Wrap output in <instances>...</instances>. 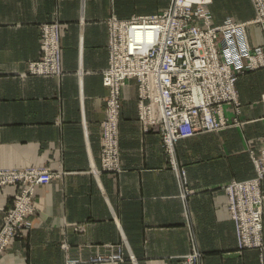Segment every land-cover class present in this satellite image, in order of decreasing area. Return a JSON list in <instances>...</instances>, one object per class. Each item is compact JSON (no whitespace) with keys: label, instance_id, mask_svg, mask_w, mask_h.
Instances as JSON below:
<instances>
[{"label":"crops","instance_id":"crops-1","mask_svg":"<svg viewBox=\"0 0 264 264\" xmlns=\"http://www.w3.org/2000/svg\"><path fill=\"white\" fill-rule=\"evenodd\" d=\"M172 0H0V169L46 167L62 173L35 190L37 213L26 237L13 240L0 264H94L122 250L124 261L95 264H183L196 237L204 264H264V251H238L225 186L255 177L251 147L264 136V70L240 77L245 124L176 144L187 173L193 221L187 224L180 185L162 137L138 122V87L122 90L121 174L101 169L108 89L111 16L127 20L168 9ZM214 26L254 20L251 0H212ZM59 23L65 75L29 74L40 58L41 28ZM253 48L264 31L247 30ZM226 116L234 118L226 108ZM264 191V182L262 184ZM18 187L0 186V228ZM75 227H80L76 231Z\"/></svg>","mask_w":264,"mask_h":264},{"label":"built area","instance_id":"built-area-1","mask_svg":"<svg viewBox=\"0 0 264 264\" xmlns=\"http://www.w3.org/2000/svg\"><path fill=\"white\" fill-rule=\"evenodd\" d=\"M252 2L257 10V22L264 20V0ZM211 3L212 0H172L167 10L156 15L108 19L109 65L102 77L109 95L102 124L100 170L121 171L122 90L131 80L138 87L140 124L146 132L160 134L172 159L179 141L219 132L233 123L234 119L225 112L226 108L236 110L239 106L236 89L239 76L264 65V58L262 52L253 53L249 47L245 31L249 24L227 21L213 25ZM60 40L59 23L42 26L40 58L30 63L29 74L58 79L65 75ZM225 51L229 54L225 55ZM253 161L256 179L226 186L240 250H264L261 191L264 148ZM174 162L177 168L176 159ZM61 176L62 173L40 166L0 169V186H16L19 190L0 228V255L14 239L28 234V218L35 214L36 188ZM192 243L193 251L186 257V264H204L194 236ZM121 261H124L122 250L91 259L94 263Z\"/></svg>","mask_w":264,"mask_h":264},{"label":"rangeland","instance_id":"rangeland-1","mask_svg":"<svg viewBox=\"0 0 264 264\" xmlns=\"http://www.w3.org/2000/svg\"><path fill=\"white\" fill-rule=\"evenodd\" d=\"M252 1V0H251ZM253 3V2H252ZM171 4H172V2H171ZM171 4H170V6H171ZM212 4V3H211ZM169 6V7H170ZM253 6H254V4H253ZM254 8H255V6H254ZM167 10V9H166ZM255 12H256V16H255V18H254V20H252V21H250V22H246V23H236V24H249L247 27H246V29H245V31H246V38H247V42H248V44H249V47L251 48V51L253 52V53H258V52H262V56H263V58H264V47H259V48H253L252 46H251V44H250V42H249V39H248V33H247V30H248V27L249 26H251V25H254V26H259L263 31H264V20H259L258 22H257V19H258V14H257V10H256V8H255ZM161 13V12H160ZM159 14V13H158ZM156 15V14H155ZM152 16V15H151ZM121 20V19H120ZM128 20V19H127ZM228 21H230V20H228ZM108 24V23H107ZM223 25V24H222ZM219 26V25H218ZM229 53L228 52H226L225 51V55H228ZM224 58V57H223ZM109 65V64H108ZM260 70H264V65H260L259 67H257V68H255V69H248L247 71H245L242 75H240L239 76V78L240 77H243V76H245V75H247V74H250V73H253V72H258V71H260ZM239 80V79H238ZM135 81V80H134ZM238 82V81H237ZM236 89H237V83H236ZM237 92H238V90H237ZM238 96H239V92H238ZM106 102H107V100H106ZM238 102H239V106L236 108V110L233 108V107H231V108H229V110L233 113V115H234V120H233V123L231 124V125H229V127L227 128V129H230V128H239V127H241V126H243L244 124H245V122H242V120H240V115H241V113H242V102H241V100H240V97L238 98ZM261 102L262 103H264V94H262L261 95ZM121 105H122V103H121ZM122 107V106H121ZM137 107H138V101H137ZM225 114H226V112H225ZM121 116V115H120ZM234 121H236V122H234ZM138 122H139V113H138ZM140 123V122H139ZM142 126V125H141ZM143 128V127H142ZM227 129H225V130H227ZM225 130H222V131H225ZM143 131L144 132H146L144 129H143ZM222 131H219V132H222ZM154 132V131H153ZM219 132H211V133H219ZM211 133H207V134H211ZM160 135V134H159ZM201 135V134H200ZM203 135V134H202ZM186 140V139H185ZM262 146L257 150L256 148H253V147H251L250 149H249V156H250V159H251V162H252V164H253V166H254V169H255V177H253V178H250V179H247V180H244V181H231V182H229V183H232V182H245V181H249V180H254V179H256L257 178V169H256V166H255V164H254V161H253V159H254V157L255 156H259L260 154H261V151H262V149L264 148V136L262 137ZM162 142H163V140H162ZM163 147H164V145H163ZM119 148H120V146H119ZM176 148V147H175ZM164 150H165V147H164ZM165 152H166V150H165ZM166 154H167V152H166ZM175 157H174V159H176V151H175V155H174ZM167 157H168V162H169V165H170V167H171V169L176 173V175H177V177H178V180H179V187H180V199L183 201V204H184V212H185V216H186V219H187V224H191V222L193 221V219H192V212H191V210H190V205H189V197L190 196H192L193 194H194V191L188 186V181H187V173H186V170L184 169V168H181V167H179L178 166V164H177V168L175 167V162H174V159H172V157H171V155L170 154H167ZM120 159H121V152H120ZM176 163H177V160H176ZM99 172H104V173H109V174H115V175H117V174H121L122 172H123V169H122V164H121V171L120 172H116V173H112V172H105V171H102V170H100ZM263 182H264V180L262 181V183H261V191H262V194L264 195V191L262 190V184H263ZM228 183V184H229ZM227 184V185H228ZM226 185V186H227ZM226 186H225V190H226ZM226 192H227V190H226ZM227 195H228V193H227ZM185 197V198H184ZM13 202H14V200H13ZM12 202V203H13ZM35 204V203H34ZM13 205V204H12ZM35 206V205H34ZM10 209V208H9ZM8 209V210H9ZM263 209H264V202H263ZM7 210V211H8ZM37 213V209H36V207H35V214ZM34 214V215H35ZM34 215H32V216H34ZM228 215H229V218H230V220L234 223V220H232V218H231V216H230V209H229V196H228ZM32 216H30V217H32ZM30 217L28 218V221H29V219H30ZM29 223V225H30V222H28ZM234 226H235V223H234ZM263 228H264V215H263ZM30 229H31V226L29 227V231H30ZM75 230L76 231H80L81 229H80V227L78 228V227H75ZM264 230V229H263ZM29 231H28V233H29ZM235 235H236V228H235ZM26 237V236H25ZM24 238V237H23ZM236 238H237V236H236ZM16 239H22V238H16ZM16 239H14V240H16ZM190 252L183 258V264H186V262H187V260H186V257L189 255V254H191V252L193 251V243H192V238H190ZM12 243V242H11ZM237 244H238V240H237ZM10 247V246H9ZM8 247V248H9ZM118 250H121V248L120 247H118ZM200 250V249H199ZM246 250H257V251H260V252H263L264 250H260V249H246ZM246 250H240L239 249V246H238V251H239V253H241V252H243V251H246ZM6 251V250H5ZM201 251V250H200ZM203 254V253H202ZM96 258V257H95ZM203 259H204V255H203ZM124 260H126V259H124ZM122 262V261H121ZM90 263H94V262H91V260H90ZM97 263H101V262H97ZM72 264H74V263H72ZM95 264V263H94Z\"/></svg>","mask_w":264,"mask_h":264}]
</instances>
